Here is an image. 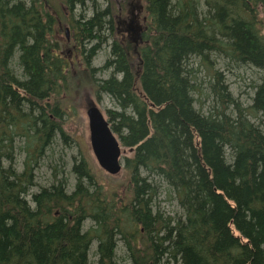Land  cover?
<instances>
[{
	"label": "trees",
	"instance_id": "obj_1",
	"mask_svg": "<svg viewBox=\"0 0 264 264\" xmlns=\"http://www.w3.org/2000/svg\"><path fill=\"white\" fill-rule=\"evenodd\" d=\"M211 56L264 74V0H0V264H91L93 242L96 264L119 248L129 264H264V77L244 107ZM101 96L122 177L74 158L71 188L53 166L33 192L40 158ZM163 187L179 213L160 209Z\"/></svg>",
	"mask_w": 264,
	"mask_h": 264
},
{
	"label": "rangeland",
	"instance_id": "obj_2",
	"mask_svg": "<svg viewBox=\"0 0 264 264\" xmlns=\"http://www.w3.org/2000/svg\"><path fill=\"white\" fill-rule=\"evenodd\" d=\"M26 1V0H25ZM53 5H59L60 0H50ZM136 5V4H134ZM138 6L134 7L135 10ZM125 8L120 12V18L123 19L125 16ZM133 9H127V14L132 15ZM137 15H135L134 19L137 20ZM57 19L60 25V34L69 39V31L67 24L63 22V15L60 16L57 14ZM138 21V20H137ZM127 26L131 27V23L124 20ZM134 23V22H133ZM132 28V27H131ZM133 29V28H132ZM108 57V51H100L95 58L93 59L92 66L94 68H100L103 66L105 59ZM211 65L210 68L213 70L219 71L222 73L223 77L226 80V84L229 86V90L234 98H236L244 107H247L250 104V98L253 94V86L257 85L260 80L264 77L262 72L256 71L250 67H239L234 65L233 63L227 61L224 58L211 56L210 58ZM207 65L202 64L200 60H196L194 62L195 69V83L197 84L198 91L201 95L194 93V98L196 99V103L194 104L195 109H200L205 114L207 113V107L211 103V98H207L208 94L206 90L208 89V82L210 80L209 70L206 67ZM110 75V72H101L96 75L97 79H105ZM102 100L98 106H100V110L105 111L109 109H116V105L106 96H101ZM202 104V106H201ZM254 124H258L257 120L250 118ZM262 127L264 130V117L261 118ZM69 128V133L71 138L73 139L69 145L65 144L62 140H56L57 142L53 146V151H45L44 155L40 158L37 164V168L34 171L35 175V183L36 188L33 189V192H37L39 188L46 187L53 180V166L57 167L59 170L58 175L66 176L69 179L70 188L74 185V178L71 175V168L73 165V159L77 160L81 159V157L85 158L95 169H98L97 164L95 163L90 144L88 139V128L85 121V110L80 108L78 111H75L73 116H70L69 122L66 125ZM24 154H17L15 157L16 160V168L21 171V163L24 161ZM103 172V171H102ZM57 175V176H58ZM107 174L103 172V177ZM71 190V189H70ZM166 190L165 187L162 188V192L158 198V205L165 214H174L175 212L179 213V208L177 206L176 201L172 197H168L165 195ZM90 224L88 222L85 223L84 230L89 228ZM96 243L93 242L91 246L90 252V263L96 264L97 256L95 254ZM122 250L119 248L116 253V264H129L128 261L125 260L122 255Z\"/></svg>",
	"mask_w": 264,
	"mask_h": 264
},
{
	"label": "water",
	"instance_id": "obj_3",
	"mask_svg": "<svg viewBox=\"0 0 264 264\" xmlns=\"http://www.w3.org/2000/svg\"><path fill=\"white\" fill-rule=\"evenodd\" d=\"M85 118L94 161L107 175L120 177L122 150L102 111L94 103L87 104Z\"/></svg>",
	"mask_w": 264,
	"mask_h": 264
},
{
	"label": "bare ground",
	"instance_id": "obj_4",
	"mask_svg": "<svg viewBox=\"0 0 264 264\" xmlns=\"http://www.w3.org/2000/svg\"><path fill=\"white\" fill-rule=\"evenodd\" d=\"M111 129V128H110ZM112 131V130H111ZM123 159V158H122Z\"/></svg>",
	"mask_w": 264,
	"mask_h": 264
}]
</instances>
